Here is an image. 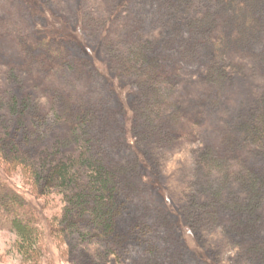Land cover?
<instances>
[{
	"label": "rangeland",
	"instance_id": "1",
	"mask_svg": "<svg viewBox=\"0 0 264 264\" xmlns=\"http://www.w3.org/2000/svg\"><path fill=\"white\" fill-rule=\"evenodd\" d=\"M236 1L249 0H0V157L17 134L40 152L38 164L49 147L62 157L88 147L65 116L77 99L79 111H93L85 128L102 134L99 143L123 138L120 159L141 162L154 181L150 192L133 195L139 206L124 229L143 244H109L77 230L54 243L59 264H264L249 248L251 235L264 239V222L251 219L264 221V42L235 46L225 58L230 44L219 35L233 33L229 19L245 8ZM65 43L63 61L47 56L46 45ZM156 63L167 70L157 79ZM224 65L225 80L217 72ZM33 167L21 164L16 181L38 187V196L26 191L45 200L43 184L30 183L38 176ZM54 194L64 211L65 194ZM144 197L160 208L165 226L160 217L140 216ZM146 228L158 231V244ZM172 228L182 245L204 248L201 259L188 263L164 241L162 232ZM19 239L0 227V264H34Z\"/></svg>",
	"mask_w": 264,
	"mask_h": 264
},
{
	"label": "trees",
	"instance_id": "2",
	"mask_svg": "<svg viewBox=\"0 0 264 264\" xmlns=\"http://www.w3.org/2000/svg\"><path fill=\"white\" fill-rule=\"evenodd\" d=\"M228 1L230 4L226 3V6H232V0ZM237 3L242 7L244 2L238 1ZM244 6V9L240 8L237 11V14L233 16L234 18L231 16L229 19L230 23L233 22V33L232 30H226L219 35L224 40L228 39L227 45L230 44V49L225 54V58L227 56L228 58L230 57L229 55L233 51V48L235 49V46L239 47L246 44L249 47L250 44L264 42V0H249L244 3ZM211 17L215 21L216 15H210L209 18ZM207 22L208 19L206 20ZM46 46H48L47 56L49 58L53 56V58L60 61L65 59L64 50L69 48V45L66 43L62 44V46ZM262 47L264 49V46ZM90 49L94 50L92 46H90ZM262 54L264 55V51ZM151 67V74H153L155 79L160 75L167 74V70L162 68L159 63L153 64ZM217 72L224 80L229 77L227 65L222 66V69L218 68ZM158 96L160 94L157 95L156 100ZM70 102L69 107L67 104L65 116L75 125V133H80L81 138L86 134L87 141L89 142L88 147L81 152H73L62 157L55 155L49 147V155L42 157V164H38L37 154L40 152H36V154L34 149L25 148L24 143L19 140V134H17L18 136L8 138L3 143V146L7 147L8 155L6 159L0 157V227H9L18 233L21 251L24 252L25 258L32 260L34 264H45V262L59 264L54 243L57 244L65 238L66 234L77 230L87 237L91 234L109 242V244L124 246L125 242H130V244H135V241L138 244L144 243L142 239L137 240L136 236H131L132 234L130 236L124 235V229L127 226H132L130 223L135 221L132 215L137 211L134 205H138V203L135 204L136 197L133 198V195L137 196L138 194V197H141L139 193L150 192L154 181L146 174L147 169L141 162L133 164V161H128V159L127 161L120 159H126V157L122 156L125 151L120 144L123 138H117L116 144L111 142L112 145L110 143L101 145L99 143L100 139H104L102 134L101 137L92 131V129L85 128L90 120H92L93 111H79L76 108V104L82 103L77 99H73ZM70 110L79 112L72 115L74 112L70 113ZM25 119L27 120V117L24 118V123ZM171 119L177 120L175 123H180L182 121V113L174 114ZM151 122L154 124L152 119ZM258 123L260 124V122ZM163 125L162 121L161 127ZM140 127L141 125H134L133 132L137 131ZM171 133L173 132L171 131ZM141 138L139 136L138 139L140 140ZM258 138L260 139L261 137ZM3 146L2 148H4ZM0 152L2 151L0 150ZM116 154L119 155V158L115 157ZM24 163L28 168H31L32 165L34 166L33 168H36V172L34 173L38 176L35 181L32 180L30 183L33 182L38 186L43 184V190L46 195H44L45 200L42 198V201L36 198L39 193L38 187H30L29 189L25 186L26 188L23 189L16 181L14 173ZM26 189L31 190L36 195L35 198H32ZM57 190L65 194L64 201L66 208L64 211L60 209L58 199L55 197L54 193ZM151 203L149 198H142V203L140 202L142 213H140V216L144 217L149 214V217H153V219L160 217L156 219L158 225L169 222L165 217L163 219L161 216L160 208ZM50 207L53 211L51 216L48 212ZM241 219H243L242 221L246 225L251 221L245 220L242 216ZM251 219L252 222L256 221L255 223H258L262 227L263 219L255 220L252 217ZM150 220L147 221V225H151ZM86 222H89L90 225L85 227L84 223ZM163 225L165 226V224ZM251 226L253 225H249L248 228ZM84 227L85 231L82 229ZM192 228V231L196 234L195 227L193 226ZM189 229L190 227L187 225L186 231L188 232ZM252 230L255 229L253 228ZM133 231H135V227ZM248 231H242V229L240 231L239 229L237 234L247 239L249 237ZM157 232L153 229L148 231V228H146L147 234L145 237L150 236L148 240L151 245L153 242L155 244L160 242L159 239L155 238V235L158 238L160 237ZM255 234L250 236L251 243L249 248L250 250H257L255 252L258 258L264 259V256L261 257L260 255L261 252L264 255V239L261 242L259 234ZM161 236L168 245H174L175 250L183 255L181 259L187 262H190L188 260L190 258L194 260L196 258L201 259L200 252L204 253V248L201 246L193 248L190 244L185 246L179 243V238L173 228L171 230H164ZM150 239L153 241H150ZM211 260L214 261L213 259ZM153 262L154 260L151 259L149 264ZM191 264L199 263L194 261Z\"/></svg>",
	"mask_w": 264,
	"mask_h": 264
}]
</instances>
